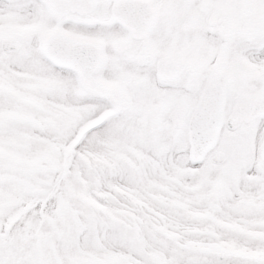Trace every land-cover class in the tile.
<instances>
[{
  "label": "snow or ice",
  "instance_id": "6c2138e0",
  "mask_svg": "<svg viewBox=\"0 0 264 264\" xmlns=\"http://www.w3.org/2000/svg\"><path fill=\"white\" fill-rule=\"evenodd\" d=\"M0 264H264V0H0Z\"/></svg>",
  "mask_w": 264,
  "mask_h": 264
}]
</instances>
